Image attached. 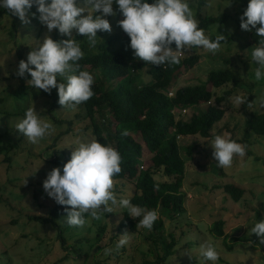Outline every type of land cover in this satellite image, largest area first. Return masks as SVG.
Instances as JSON below:
<instances>
[{"label": "rangeland", "instance_id": "rangeland-1", "mask_svg": "<svg viewBox=\"0 0 264 264\" xmlns=\"http://www.w3.org/2000/svg\"><path fill=\"white\" fill-rule=\"evenodd\" d=\"M203 1L205 4L200 11L202 15L216 17L224 13L228 16L225 23L212 26L205 35H232L233 40L229 45H222L215 56L200 48L182 50L185 55L182 58L198 53L200 60L193 67L181 68L172 85L175 89L199 85L212 70L224 68L222 59L226 58L230 60L228 67L233 69L234 79L218 89H212L214 96L220 97L226 92H230L229 97L239 94L247 97L246 103L249 104L244 108L246 103L236 105L228 98L216 106L224 110L225 114L213 128L211 138H178L180 155L186 164L183 212L178 216H170L161 207L156 211L158 218L165 223L166 232H172L179 238L175 254L168 259L170 263L211 264L199 254L200 244L209 242L219 256L216 264H264V245L250 232L256 221L264 219V138L251 136V156H234L232 165L227 168L216 166L210 147V141L215 135L229 133L230 138L238 143L244 139L243 124L249 112L264 113V109L259 107V101L264 97V80L256 81L254 78L255 65L250 62L251 49L246 48V31H242L239 26V18L246 7L234 0ZM188 2L198 21L196 14L200 0ZM27 18L29 20L30 17ZM106 19L112 28L110 33L106 32L107 35L123 32L117 23L122 18L114 15ZM11 20L7 16L0 17V146L8 149L11 157L10 165L4 164L3 156L0 157V264H153L155 250L145 239L148 229L138 226L136 234H131L128 230L118 232V224L126 209L113 206L111 202L109 207H112V213L101 214L98 220L90 219L85 214L87 222L82 227L67 226L63 222L64 217L56 221L63 230L67 251L60 246L58 229L49 224L30 222L26 218L27 215L48 216L56 203L47 197L42 188L47 172L53 167H62L78 142L95 138L86 130L88 121L76 119L75 115L81 113V110L76 107L55 110L53 118L65 121V124L59 125L47 115L50 102L39 90H21L16 75L18 55L22 54L26 61L27 54L38 46L39 40L42 41L46 35L52 38L54 30L48 33L40 22L22 24L19 21V29L13 32ZM75 34L73 30L71 38ZM85 71L93 76V82L104 78V72L89 68H85ZM140 78L136 86H142L150 80L146 75ZM59 80L63 78L59 77L57 81ZM124 81L127 79L120 82ZM113 85L115 86L112 82H105L106 88L113 89ZM211 103L215 105L214 100ZM29 107H33L52 126L51 133L35 143L15 129ZM201 109L205 110V105ZM186 113L187 111L182 117ZM174 114L177 116L178 111L174 110ZM104 115L106 119L112 117L108 109ZM66 121H72V126L69 127ZM62 133L64 135L60 137ZM137 141L143 145L140 139ZM115 145L116 143L113 146ZM118 145L127 155L135 156L127 142ZM188 146L196 147L192 156L187 155ZM149 157V152L143 147V167L149 164ZM229 184L244 191L239 202H234L220 189ZM112 191L117 200L129 199L135 193L129 179L113 180ZM218 220H223L226 224V241L214 238L209 233V229ZM181 231L186 233L184 237L180 236ZM122 235H128V242L116 250L115 244ZM189 241H194L193 248L185 247ZM226 244L231 246L230 250ZM105 249L112 251L105 254Z\"/></svg>", "mask_w": 264, "mask_h": 264}, {"label": "clouds", "instance_id": "clouds-1", "mask_svg": "<svg viewBox=\"0 0 264 264\" xmlns=\"http://www.w3.org/2000/svg\"><path fill=\"white\" fill-rule=\"evenodd\" d=\"M113 5L123 17L118 27L129 38L128 47L134 58L156 66L179 64L184 51L200 48L215 56L222 47L225 36L216 35L210 39L204 29L198 26L188 0H0V8L17 17L22 24L30 21L27 16L34 6L39 14L38 20L48 33L56 30L70 37L54 41L46 35L37 47L21 60L16 70L18 77L30 79L28 86L49 93L53 88L58 95L61 107L74 108L93 96V76L80 70L83 52L80 43L71 38L73 30L77 35L87 38L89 47H95L97 32L110 33L112 28L106 17L114 16ZM87 13V15H83ZM97 13H100L97 15ZM35 16V13H33ZM240 29H255L257 43L251 47L250 62L255 65L254 78L264 80V0H248L240 16ZM259 25V27H257ZM175 45L173 49L172 45ZM184 50V51H182ZM63 81L57 82V77ZM229 101L243 105L247 97L235 95ZM264 109V97L259 101ZM52 126L39 113L29 107L16 124L15 129L29 141L51 133ZM212 157L218 168L232 165L233 157H243L245 146L230 138L229 133L215 135L210 141ZM121 156L113 147L96 139L78 142L72 149L70 158L62 167H53L42 181V188L48 198L57 205L68 206L63 222L69 227H82L86 216L93 220L101 214L112 213L111 205L127 210V216L139 218L136 226L151 230L158 219L154 209L134 205L127 198L117 200L113 188V177L121 172ZM101 206L103 209L101 210ZM264 245V219L256 221L250 229ZM128 242V235L120 236L115 244L119 250ZM110 254L112 249H105ZM202 259L216 264L218 253L209 242L200 244Z\"/></svg>", "mask_w": 264, "mask_h": 264}, {"label": "trees", "instance_id": "trees-1", "mask_svg": "<svg viewBox=\"0 0 264 264\" xmlns=\"http://www.w3.org/2000/svg\"><path fill=\"white\" fill-rule=\"evenodd\" d=\"M226 1V0H220ZM244 7L248 0H234ZM151 2V0H149ZM205 1L200 0L197 8L198 26L207 32L212 26L222 25L227 21L228 16L220 14L213 17L201 14V8ZM113 11L117 18H123L113 5ZM35 13V16H33ZM7 16L11 18V27L13 32L19 29V19L11 15L6 9L0 10V17ZM29 21L38 23L39 14L36 13L35 6L28 13ZM259 27V25H257ZM246 48H251L257 43L258 37L255 36V29L246 31ZM225 39L222 45H229L232 35H224ZM216 36H210L215 39ZM75 38L80 43L83 57L78 61L80 70L85 71L89 68L93 71L104 72L103 80L93 82V96L86 102L77 105V110L81 113L75 115L78 120H87L86 130H89L93 137L100 143L113 147L121 156V172L113 177L114 181L130 180L134 187V195L129 198L134 205H139L145 209L158 210L160 207L170 213L178 216L183 212L185 194L183 190V181L186 173V164L180 155L178 138L196 136L201 139L211 138V132L215 125L224 117V110L217 108V105L225 102L230 92L222 96H214L212 89H218L223 84L231 82L234 79V71L228 65L230 60L224 58V68L212 70L204 82L199 85H189L175 89L173 82L181 68L193 67L200 60L197 54L181 58L179 64L156 66L137 60L128 47L129 38L122 33L107 35L106 32H97V43L95 47H89L87 38L75 34ZM52 39L60 41L69 39L65 36H59L54 30ZM175 49V45H172ZM200 54V53H199ZM19 62L25 60L22 54L18 55ZM227 65V66H226ZM150 77L142 86H136L141 76ZM19 79L21 90H33L26 84L30 79L28 74ZM59 79V76L57 77ZM127 79L121 83L120 81ZM63 81V80H61ZM115 84L112 88H106L105 82ZM58 83L60 82L57 81ZM173 88V97L167 96V91ZM112 89V90H111ZM41 95L49 100L50 108L47 115L56 124H65V121H57L52 116L55 110L64 109L58 103L56 89L49 93L39 90ZM214 100L215 105L208 106L205 110L202 105ZM247 102L244 108H247ZM110 111V119H106L104 112ZM186 109L187 114L182 117L181 114L173 113L174 110L181 111ZM67 125L72 126V121H66ZM244 139L240 142L245 146V155L250 157L252 152L249 150L251 136L264 138V113L249 112L245 118ZM67 133H65L66 135ZM64 133L60 135L63 136ZM59 137V138H60ZM137 139L143 142L141 145ZM127 142L133 149L135 156L127 155L118 145ZM114 143H116L115 146ZM13 147V146H12ZM143 147L149 152V164L146 167L142 165ZM11 148V147H10ZM196 147L188 146L187 155L192 156ZM2 162L10 165L11 157L8 149L0 146V157ZM56 162V161H55ZM223 192L234 202H239L244 191L235 185L221 186ZM68 206L55 205L47 217L27 215L30 222H36L41 225H51L58 229L57 238L63 250L65 247V238L63 230L59 228L56 221L66 215L64 209ZM139 218L127 216V210L123 212L122 219L118 224V232L128 230L131 234L138 232L136 226ZM15 223V222H14ZM226 224L223 220L216 221L209 229V233L214 238H223L226 241L224 230ZM121 233H118V235ZM186 233L181 231L180 236L184 237ZM145 239L148 240L155 250V262L153 264H173L168 259L175 254V248L179 243V238L172 232H166L165 223L162 219H157L151 230H148ZM194 241L185 244L186 248H193ZM228 250L230 245L226 244ZM229 264V263H223Z\"/></svg>", "mask_w": 264, "mask_h": 264}, {"label": "built area", "instance_id": "built-area-1", "mask_svg": "<svg viewBox=\"0 0 264 264\" xmlns=\"http://www.w3.org/2000/svg\"><path fill=\"white\" fill-rule=\"evenodd\" d=\"M173 95H174V91H173V87H171L168 91H167V96L168 97H173ZM212 105V103L211 102H207L206 104H205V108H207L208 106H211ZM177 111V110H176ZM187 110L186 109H182L181 111H178V114H181V116H182V114H184L185 112H186ZM188 112V111H187ZM173 113H174V111H173ZM187 114V113H186ZM185 114V115H186Z\"/></svg>", "mask_w": 264, "mask_h": 264}]
</instances>
